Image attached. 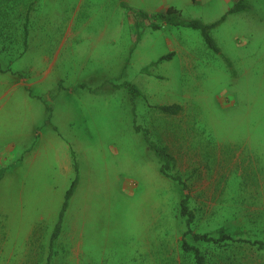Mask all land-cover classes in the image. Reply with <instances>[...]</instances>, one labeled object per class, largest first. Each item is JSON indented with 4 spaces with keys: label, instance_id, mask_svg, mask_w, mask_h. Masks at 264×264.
Returning <instances> with one entry per match:
<instances>
[{
    "label": "rangeland",
    "instance_id": "374dc122",
    "mask_svg": "<svg viewBox=\"0 0 264 264\" xmlns=\"http://www.w3.org/2000/svg\"><path fill=\"white\" fill-rule=\"evenodd\" d=\"M152 1L0 0V264H195L186 195L206 264H264V0L211 30L218 54L154 16L238 0Z\"/></svg>",
    "mask_w": 264,
    "mask_h": 264
},
{
    "label": "trees",
    "instance_id": "16d2710c",
    "mask_svg": "<svg viewBox=\"0 0 264 264\" xmlns=\"http://www.w3.org/2000/svg\"><path fill=\"white\" fill-rule=\"evenodd\" d=\"M24 6L25 5H23L21 9L25 10L24 22H23L22 28H23V33H24L23 46H24V49H26V47H27L26 40L28 38V24H29V19H28L27 14L29 12L30 7H24ZM246 7L248 8V5L245 3L244 0H238L227 11V13L225 15H223L218 21H216L212 24H204L201 21L196 20V19L189 20V21H181L182 19H180V11L174 7H168L164 12L156 14L154 16V18H156L157 20H161V21H163L169 25H174V26L181 25L184 27H188V28L198 30L201 34V37H202L205 45L209 49H211L214 53L218 54L220 50L217 47L214 39L212 38L211 30L214 29L216 26H218L220 23H222L225 20L226 15L243 11L246 9ZM142 17L146 18L147 16L142 14ZM152 26H153V28H158L157 25H152ZM169 58H170V55L163 56L158 60V62H161L162 60H169ZM157 109L161 113H163L164 115H167V116H174L180 112V107L178 105H175V104L169 105V106L158 107ZM163 152H164V150H160V149L157 151V153L160 155L164 154ZM75 171H76V169H75ZM160 172L164 176L169 177L166 173V166L165 165L160 168ZM77 180H78L77 174L75 173V178L72 181L69 189L65 193L64 202L62 204V207H61V210L59 213L58 221H57L55 228H54V231L51 235V242H53L61 233L64 213L66 211L68 201L74 192ZM173 180L177 181L178 184L183 186V188H186V185L184 184L183 181L180 180V178H173ZM188 200H189V198L186 195L180 204V217L185 219V223H186V227H187V230L183 234L181 248L185 253H191L192 254L195 264H206L205 257L203 255V253L199 250V248L196 247L195 245L190 244L185 238H186V236L190 235L191 239L194 242H205V243L216 242L215 241L216 239L211 237V235L209 233H197V232L192 231L191 225L195 219V216L189 208ZM220 236H221L220 240H228L231 238L229 235H224V232H222V231H220ZM252 245H256L258 249H264V242L255 241L252 243ZM47 264H50V259H47Z\"/></svg>",
    "mask_w": 264,
    "mask_h": 264
},
{
    "label": "crops",
    "instance_id": "0c3cea01",
    "mask_svg": "<svg viewBox=\"0 0 264 264\" xmlns=\"http://www.w3.org/2000/svg\"><path fill=\"white\" fill-rule=\"evenodd\" d=\"M159 3L157 2V0H153L149 4L152 6V8H156L159 5ZM0 113H2L1 110H0ZM3 136L4 135H2V132H0V166H2V164H3V151H2L3 148H2V145H1L2 140H3ZM33 140H34V138H33Z\"/></svg>",
    "mask_w": 264,
    "mask_h": 264
}]
</instances>
